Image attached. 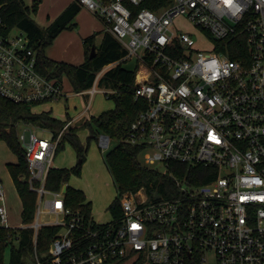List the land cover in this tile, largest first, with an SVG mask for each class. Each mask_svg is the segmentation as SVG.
<instances>
[{"label": "built area", "instance_id": "1", "mask_svg": "<svg viewBox=\"0 0 264 264\" xmlns=\"http://www.w3.org/2000/svg\"><path fill=\"white\" fill-rule=\"evenodd\" d=\"M104 23L135 57L133 97L142 107L124 140L142 147L144 162L202 165L207 179L175 178L161 193L142 186L120 197L121 214L99 222L65 203L63 184L45 186L64 129L85 113L98 80L76 93L90 99L58 132L20 124L17 136L36 192L33 259L38 227L58 225L51 239L52 264H264V0H166L156 10L144 0H76ZM137 6V8H133ZM139 6V7H138ZM187 17L211 42L198 46L174 20ZM1 23V20H0ZM246 52L229 55L235 36ZM0 94L16 102L66 97L62 78L40 69L38 51L22 29L0 26ZM50 131L40 137L32 129ZM101 133L99 144L109 146ZM0 226H12L0 182Z\"/></svg>", "mask_w": 264, "mask_h": 264}, {"label": "trees", "instance_id": "2", "mask_svg": "<svg viewBox=\"0 0 264 264\" xmlns=\"http://www.w3.org/2000/svg\"><path fill=\"white\" fill-rule=\"evenodd\" d=\"M38 3L39 0H32L29 5L24 0H0L1 28L7 31L16 27L25 31L38 51L41 71L57 77L64 73L70 80L72 88L77 91L89 87L96 73L105 64L115 61V64L103 69L98 83L101 86L117 89L116 93L108 94L114 101L112 108L103 110L97 115L86 113L82 119L69 124L64 129L56 152L67 141L74 147L78 158L71 167L51 166L47 172L45 186L58 189L67 182L70 173L79 174L89 141L98 133H104L110 138L117 139V142L103 154L104 162L109 168L118 190V195L108 205L111 215L115 218L121 214L120 197L124 192L136 191L143 186L149 194L155 189L164 193L166 187L174 185L173 175L194 183L206 180L207 167L202 165L193 167L183 162L170 161L167 169L163 170L162 167L141 161L142 147L124 140L125 132L131 121L143 106L140 100H135L133 97L134 69L124 68L121 64L126 59V49L114 34L106 29L100 43L95 45L92 56L89 54L92 44L95 43V33L83 39L85 58L80 64L76 65L47 56L44 52L45 46L51 43L63 28L73 27V18L79 9V4L75 1L71 2L48 26L44 27L30 14V11L37 9ZM164 3L166 0H144L139 6H147L156 10ZM133 8H137V6H133ZM245 44L243 36H235L230 45L229 55L237 58L244 54L246 52ZM35 104L16 102L0 94V138L17 155V161L8 162L7 168L22 203L20 216L24 224H30L33 221L36 192L29 188L27 182L28 162L18 140L17 126L26 123L49 128L56 133L70 118L68 114L65 118L55 116L51 109L35 111L33 110ZM80 128H87L89 131L85 141H82L78 135ZM65 203L73 209L82 210L87 216L91 214V202L86 199L85 193L81 189L67 185ZM58 229V225L52 224L38 227L35 248L43 264H52L49 260V247L51 239ZM33 233L34 230L31 226H0V264H35ZM8 245L11 246L10 255L8 261H5L4 253Z\"/></svg>", "mask_w": 264, "mask_h": 264}, {"label": "rangeland", "instance_id": "3", "mask_svg": "<svg viewBox=\"0 0 264 264\" xmlns=\"http://www.w3.org/2000/svg\"><path fill=\"white\" fill-rule=\"evenodd\" d=\"M26 4H31L32 0H24ZM53 0H44V8L49 7ZM41 1L39 2L38 8L35 11H30V14L33 18H38L39 14H42ZM173 28L175 30H186L194 37L196 45L209 47L211 42L210 39L206 36L205 32L192 23L185 16H178L174 20ZM17 28L13 27L12 31H16ZM208 39H207V38ZM96 42L98 40H95ZM95 42V43H96ZM135 57H127L122 61V66L127 69H134L136 66ZM111 64H114L112 62ZM101 89H104L105 86H98ZM64 91L66 92V97L62 96L58 99H49L44 102L33 105L34 110H40L42 108H50L54 115L65 118L68 115L71 117L76 115L81 110V104L83 100L88 101L90 99V94L86 93L76 94L75 90L71 88V85L68 81H64ZM114 106L113 98L108 94L104 93L102 90L96 91L92 97L90 106L87 113L97 115L101 111L112 108ZM83 108V107H82ZM20 124L17 126V130L20 129ZM34 131L40 137H49L50 131L42 130L37 127H33ZM89 131L87 128H80L78 130V135L82 141H85L86 136ZM101 133H98L96 137H93L89 141L87 151L85 153V159L81 164L80 173H70L66 184L74 188L81 189L85 196L91 201V212L101 221H108L111 218V213L108 209L109 203L118 195V190L114 183L112 174L104 162L103 154L106 150L112 147L117 139L110 138L109 146L107 148H102L99 144V136ZM15 153L9 148V146L0 138V177L3 178V187L7 195V201L12 205L11 209L9 208V220L12 226H17L21 222L19 209L20 202L17 197V192L12 181V178L9 177L8 171L6 169L5 162L14 159ZM77 154L74 147L69 143L65 142L56 153L53 158V166L56 167H71L77 161ZM141 161L144 162L141 155ZM146 163V162H145ZM148 164V163H147ZM158 167H162L160 163H156ZM100 214V215H99ZM10 247L5 248L4 259L8 261L10 255ZM114 264H130L128 259H123Z\"/></svg>", "mask_w": 264, "mask_h": 264}, {"label": "crops", "instance_id": "4", "mask_svg": "<svg viewBox=\"0 0 264 264\" xmlns=\"http://www.w3.org/2000/svg\"><path fill=\"white\" fill-rule=\"evenodd\" d=\"M40 1H41L40 4L42 6V14H39L38 18H34V19L40 25H42L44 27L48 26L55 19V17L57 15H59V13L68 4H70L73 1L77 2L76 0H53L47 9V8H44V0H39V2ZM38 6H40V5H38ZM38 6H37V8H38ZM73 21H74L73 27L63 28L61 31H59L57 33V35L53 38L52 42L45 46L44 52L47 56H49L53 59L63 60V61L70 62L72 64L77 65V64L82 63L84 61V58H85L83 39L86 36H88L92 33H95L94 40H98V41L97 42L95 41L96 43H94V44L98 45L100 43V41L102 40V36H103V33L106 30V28H105L103 21L97 15H95L88 8H86L85 6H83L81 4H79V9L74 16ZM114 64H115V61H114ZM60 78H62L63 85H64L65 80L68 81L71 85L70 80L68 79V77L64 73L60 76ZM71 88H72V85H71ZM75 93H76V90H75ZM76 94H78V93H76ZM81 94H86V93L83 92ZM86 101H87V99L82 102L81 110L76 115H74L72 117H76L77 115H79V113L87 105V104H84V103H86ZM48 109H50V108L49 107L48 108H42L40 110H48ZM40 110H35V111H40ZM87 111L85 113H83L82 115H80L79 117H77L76 119H74L73 123L82 119L86 115ZM52 114H53V112H52ZM15 161H17V155H15L14 159H10V160L6 161L5 165L7 166L8 162H15ZM6 169L8 171L9 177L12 178L7 167H6ZM0 182L3 184V178L2 177H0ZM17 197H18L19 202H20V209H19L20 210L19 214H20L21 209H22V203H21V200H20L18 193H17ZM86 199L89 200L87 197H86ZM6 202H7L8 210H9V208L11 209L12 205L10 203H8L7 195H6ZM91 216L99 222H105V221H101L100 219H98V217H96L94 214H92V212H91ZM111 217H112V215H111ZM20 218H21V216H20ZM20 223H22V221Z\"/></svg>", "mask_w": 264, "mask_h": 264}, {"label": "water", "instance_id": "5", "mask_svg": "<svg viewBox=\"0 0 264 264\" xmlns=\"http://www.w3.org/2000/svg\"><path fill=\"white\" fill-rule=\"evenodd\" d=\"M94 51H95V44H92V46H91V51H90V54H89V55L92 56L93 53H94ZM66 189H67V184L64 183L63 186H62V190H63L64 192H66Z\"/></svg>", "mask_w": 264, "mask_h": 264}]
</instances>
